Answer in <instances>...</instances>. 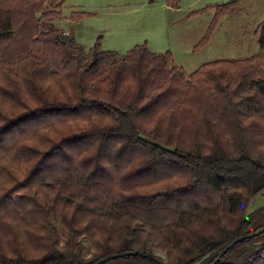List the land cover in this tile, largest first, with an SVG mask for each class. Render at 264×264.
I'll return each instance as SVG.
<instances>
[{
	"label": "trees",
	"instance_id": "obj_1",
	"mask_svg": "<svg viewBox=\"0 0 264 264\" xmlns=\"http://www.w3.org/2000/svg\"><path fill=\"white\" fill-rule=\"evenodd\" d=\"M64 1L0 0V264H210L264 225V203L246 212L264 191V13L254 53L186 73L144 41L85 47L55 25ZM239 1L190 12L214 9L200 43ZM214 264H264V230Z\"/></svg>",
	"mask_w": 264,
	"mask_h": 264
},
{
	"label": "rangeland",
	"instance_id": "obj_2",
	"mask_svg": "<svg viewBox=\"0 0 264 264\" xmlns=\"http://www.w3.org/2000/svg\"><path fill=\"white\" fill-rule=\"evenodd\" d=\"M222 1L225 0H179L173 8L164 0H65L55 25L70 30L85 47L98 38L101 48L124 52L144 41L151 50H168L173 62L188 73L202 62L244 58L257 50L256 25L264 13V0H240L233 10L216 18L205 41L199 42L214 9L211 6L190 12ZM71 10H85L87 14L70 20ZM263 203L264 191L251 198L246 212ZM154 252L164 257L162 252Z\"/></svg>",
	"mask_w": 264,
	"mask_h": 264
},
{
	"label": "water",
	"instance_id": "obj_3",
	"mask_svg": "<svg viewBox=\"0 0 264 264\" xmlns=\"http://www.w3.org/2000/svg\"><path fill=\"white\" fill-rule=\"evenodd\" d=\"M264 230V225H262L261 227L255 229L254 231H250L247 232L245 234L239 235L237 237H235L234 239H232L230 242H228L226 245H224L219 252L215 255V257L213 258V260L211 261L210 264H214V262L219 258L220 255H222V253L229 248L232 244H234L235 242H237L238 240H241L244 237H248V236H252L256 233L262 232Z\"/></svg>",
	"mask_w": 264,
	"mask_h": 264
}]
</instances>
